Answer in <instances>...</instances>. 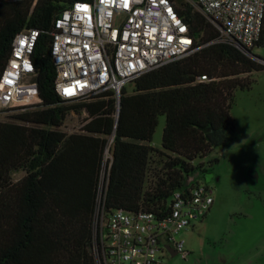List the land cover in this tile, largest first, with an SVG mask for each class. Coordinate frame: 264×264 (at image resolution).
<instances>
[{"label":"trees","instance_id":"trees-1","mask_svg":"<svg viewBox=\"0 0 264 264\" xmlns=\"http://www.w3.org/2000/svg\"><path fill=\"white\" fill-rule=\"evenodd\" d=\"M76 1L84 0H0V77L15 37L41 31L32 57L41 103L0 121V264H97L93 221L107 151L106 212L168 213L176 192L202 185L207 168L200 161L236 138L235 91L250 89L253 73L264 70L189 0H172L194 37V54L130 82L120 102L112 90L62 99L53 26ZM256 47H264V22ZM72 112L86 115L68 133ZM162 116L158 149L152 144Z\"/></svg>","mask_w":264,"mask_h":264},{"label":"built area","instance_id":"built-area-1","mask_svg":"<svg viewBox=\"0 0 264 264\" xmlns=\"http://www.w3.org/2000/svg\"><path fill=\"white\" fill-rule=\"evenodd\" d=\"M37 2L38 0H34ZM225 40L253 51L261 40L264 0H189ZM41 31L26 29L14 39L0 77V115L41 103L33 54ZM51 53L55 88L62 99H87L122 90L142 75L194 54V37L172 0H84L63 10L53 26ZM249 56V55H248ZM252 59L264 65L259 56ZM202 81L207 80L203 76ZM107 162L112 159L107 151ZM108 173L103 170L94 214L97 264H162L161 250L189 256L176 236L203 219L214 204L205 185L176 192L169 212L105 208Z\"/></svg>","mask_w":264,"mask_h":264},{"label":"rangeland","instance_id":"rangeland-1","mask_svg":"<svg viewBox=\"0 0 264 264\" xmlns=\"http://www.w3.org/2000/svg\"><path fill=\"white\" fill-rule=\"evenodd\" d=\"M252 53L264 59V47ZM250 89L235 91L231 110L237 136L200 162L207 171L199 181L213 190L214 204L201 220L176 236L185 242L187 258L161 250L162 264H264V70L254 72ZM127 89L132 91L133 85ZM16 111L0 115L13 121ZM72 112L64 131H79L85 117ZM166 117L159 118L153 146L162 149ZM105 157V169L107 168ZM212 160H218L209 164ZM24 173L15 175L20 179Z\"/></svg>","mask_w":264,"mask_h":264},{"label":"water","instance_id":"water-1","mask_svg":"<svg viewBox=\"0 0 264 264\" xmlns=\"http://www.w3.org/2000/svg\"><path fill=\"white\" fill-rule=\"evenodd\" d=\"M240 50H242L244 53H246L247 55H249L250 57H254V58H258L256 55H254L252 53V51H244L242 48H240ZM119 102H120V98H119ZM170 250V253L175 256L176 253L172 250V249H169Z\"/></svg>","mask_w":264,"mask_h":264}]
</instances>
